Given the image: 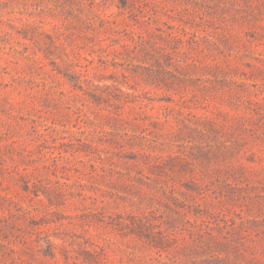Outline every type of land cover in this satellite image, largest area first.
I'll return each instance as SVG.
<instances>
[{"label":"rangeland","instance_id":"rangeland-1","mask_svg":"<svg viewBox=\"0 0 264 264\" xmlns=\"http://www.w3.org/2000/svg\"><path fill=\"white\" fill-rule=\"evenodd\" d=\"M24 168L66 200L27 192ZM101 249L264 264V0H0V264Z\"/></svg>","mask_w":264,"mask_h":264},{"label":"trees","instance_id":"trees-1","mask_svg":"<svg viewBox=\"0 0 264 264\" xmlns=\"http://www.w3.org/2000/svg\"><path fill=\"white\" fill-rule=\"evenodd\" d=\"M53 43L56 44L54 41ZM127 46L128 45H122L123 48H126ZM39 135L41 138H44V142H49L48 138H46V135L44 133H40ZM66 152L68 151L66 150ZM99 158L102 159L101 155H99ZM91 167V180L92 182H95V180H97L96 175L100 176L101 174L98 170V166L95 163H91ZM19 174L20 180L24 183V189L27 192H32L36 196H39L40 192H43L49 198L51 204H54L57 199L64 201L66 200V193L61 191L60 188L47 187L43 185L44 180L37 178L34 175L33 171H31L29 168H24V170L21 171ZM86 186L87 185L80 182L79 187L81 189L77 192V194L88 198V195L84 193L86 190ZM99 214L101 213H91V215L93 216H97ZM128 218L130 219V222H128L122 215H117L116 219L113 218V220H116V222L112 224H115L118 228L123 231L129 230L130 233L136 234L140 238H148V240H150V242L153 243L156 248L165 247L164 237L161 236L162 234L160 232L155 231V225L149 217L128 216ZM49 246L51 247V249L54 248V243L49 242ZM89 255L90 259H86L84 262H88L90 264H103L104 262H102V258L104 257L105 259H107V254L104 252V249H101L99 254L89 252ZM51 256H54L53 252L51 253Z\"/></svg>","mask_w":264,"mask_h":264}]
</instances>
